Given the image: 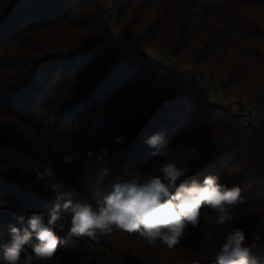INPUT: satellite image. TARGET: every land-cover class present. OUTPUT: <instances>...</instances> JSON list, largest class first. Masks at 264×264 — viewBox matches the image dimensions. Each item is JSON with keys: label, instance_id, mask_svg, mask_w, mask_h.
Returning <instances> with one entry per match:
<instances>
[{"label": "trees", "instance_id": "trees-1", "mask_svg": "<svg viewBox=\"0 0 264 264\" xmlns=\"http://www.w3.org/2000/svg\"><path fill=\"white\" fill-rule=\"evenodd\" d=\"M104 4L0 0V237L10 226L28 227L33 212L46 223L57 203L54 183L96 210L115 183L155 174L162 158L145 140L163 132L171 159L190 168L178 184L215 175L239 186L241 219L217 226L215 212L203 207L199 226L189 225L171 250L119 231L97 243L67 237L72 211L61 201L65 228L54 232L66 242L32 264H213L232 227L264 264V0H113L119 17L140 28L133 47L111 31ZM141 40L167 62L139 48ZM180 60L190 65L180 68ZM188 66L213 85L229 76L258 89L260 124L243 131L240 106L188 86ZM120 134L125 142L113 143Z\"/></svg>", "mask_w": 264, "mask_h": 264}, {"label": "clouds", "instance_id": "clouds-1", "mask_svg": "<svg viewBox=\"0 0 264 264\" xmlns=\"http://www.w3.org/2000/svg\"><path fill=\"white\" fill-rule=\"evenodd\" d=\"M53 121L55 117L51 118ZM164 133L158 132L146 138L145 143L157 151L154 156L162 158L155 174L142 181L135 176L122 183H115L104 197L99 207L94 210L88 203H74L73 192L64 185L54 183L50 190L55 193L57 203L49 213L46 223L44 213L33 212L28 216V227L20 229L10 226L7 237H0V264H20L21 254L30 248L31 253L25 254L24 264H32L33 260L51 259L58 245L65 243L54 232L63 230L61 223V201L65 210L71 209L72 216L67 237H86L99 243L100 237H108L114 232L136 234L149 245L160 241L168 249L180 244L190 225L197 228L200 223L201 209L214 211L215 224L231 225L241 216L235 206L240 202L241 188H228L218 183L215 175L204 177L200 183L193 179L190 183L180 182L189 172L187 165L179 166L171 159V149L164 142ZM123 134L113 136V143H124ZM163 145V148H160ZM106 157L108 149L101 147ZM197 150L192 148V154ZM88 158L93 156L87 151ZM71 155L62 158L63 163H71ZM96 156V160H101ZM47 175H54V169H46ZM43 173H37L42 177ZM20 221L24 216L19 217ZM33 236L38 243H33ZM246 234L239 227L231 231L219 245L213 264H260L258 258L251 256V250L245 246Z\"/></svg>", "mask_w": 264, "mask_h": 264}, {"label": "rangeland", "instance_id": "rangeland-1", "mask_svg": "<svg viewBox=\"0 0 264 264\" xmlns=\"http://www.w3.org/2000/svg\"><path fill=\"white\" fill-rule=\"evenodd\" d=\"M105 4H104V8H105V15H106V18L108 20V25H109V28L112 30L115 29V32L116 34L118 33H121V34H126L125 37H127L126 42L125 44L128 45V46H134L135 44L133 43L134 39H137L135 38L134 36H138V31H139V27L138 26H135V27H130L127 25L126 23V20L125 18H120V14H121V11L120 9L116 6L115 8V5H113V0H104ZM115 15L116 17H118V21L116 20L115 18ZM127 28V30L125 29ZM125 30V31H124ZM126 31H129V33L131 34H128ZM138 40V39H137ZM142 41V40H141ZM143 42V41H142ZM139 44L140 42L138 41V47L141 49H145L147 51V53H150L152 54L153 56L159 58V59H162L164 58L163 55H161L156 49H154L151 45H147L145 46V43L143 42V44ZM164 60L167 62V59L164 58ZM170 61H168L169 63ZM173 62V61H172ZM175 64V63H173ZM184 64L187 65L188 62L187 61H184V60H180L178 61L177 63V66L180 67V68H183L184 67ZM190 65V64H188ZM189 69L188 70H191L192 67L188 66ZM198 78V77H197ZM194 79L192 82L191 85H188L190 86L191 88H193L194 90L200 92L201 94L205 95L206 97H210V96H213V100L217 101V99H215V92H214V88L213 86L211 88H208V83L210 82L209 80V77L208 76H200L199 75V78L198 79ZM225 81H228V83H226ZM219 83H223L224 86H225V93H224V97L223 99L219 100V101H226V102H230L231 104H236V106H240L241 104V100H245L248 102L247 105H251L253 106V108L255 109H259L260 106L257 102V97L259 96V91L258 89H250L244 85L241 84V80H237V79H234L231 77H226V78H223L222 80H219ZM210 94V95H209ZM250 106V107H251ZM249 107V108H250ZM252 109V108H251ZM240 126L242 128L243 131H249L253 128V125L249 124V125H244V124H241L240 123Z\"/></svg>", "mask_w": 264, "mask_h": 264}, {"label": "built area", "instance_id": "built-area-1", "mask_svg": "<svg viewBox=\"0 0 264 264\" xmlns=\"http://www.w3.org/2000/svg\"><path fill=\"white\" fill-rule=\"evenodd\" d=\"M199 77V73L195 69L188 70L184 73V79L187 82H191L194 79ZM213 86L214 92H215V99L217 101L221 100L225 93V86L223 83H218L216 85H213L211 82L208 83V88H211ZM248 102L245 100H241L240 109H241V115H240V123L244 125H253L258 126L261 122V112L258 109H251L247 105Z\"/></svg>", "mask_w": 264, "mask_h": 264}]
</instances>
